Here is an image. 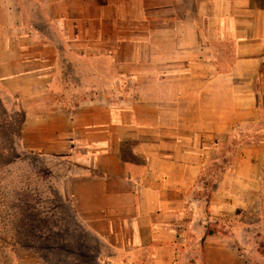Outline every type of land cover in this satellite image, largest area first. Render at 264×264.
I'll list each match as a JSON object with an SVG mask.
<instances>
[{
  "label": "crops",
  "instance_id": "1",
  "mask_svg": "<svg viewBox=\"0 0 264 264\" xmlns=\"http://www.w3.org/2000/svg\"><path fill=\"white\" fill-rule=\"evenodd\" d=\"M0 105L70 194L33 264H264V0H0Z\"/></svg>",
  "mask_w": 264,
  "mask_h": 264
},
{
  "label": "rangeland",
  "instance_id": "2",
  "mask_svg": "<svg viewBox=\"0 0 264 264\" xmlns=\"http://www.w3.org/2000/svg\"><path fill=\"white\" fill-rule=\"evenodd\" d=\"M21 123L20 114L8 112L0 105V264H33L32 260L40 254L34 245L36 234L45 227L49 204H61L54 210V217L67 219L69 214L64 205L71 202L68 185L60 182L59 176L47 174L37 152L29 149L27 142L23 143ZM262 178L261 190L255 193L254 204L258 209L253 224L248 225V232L251 228L255 235L248 242L255 263L264 260ZM241 196L239 193L238 198ZM53 221L47 228H53ZM22 243L27 247L23 248Z\"/></svg>",
  "mask_w": 264,
  "mask_h": 264
}]
</instances>
